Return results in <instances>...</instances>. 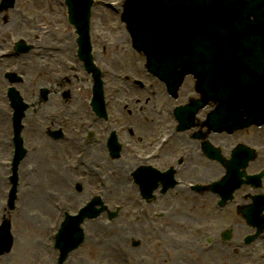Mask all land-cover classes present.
<instances>
[{
  "label": "rangeland",
  "instance_id": "1",
  "mask_svg": "<svg viewBox=\"0 0 264 264\" xmlns=\"http://www.w3.org/2000/svg\"><path fill=\"white\" fill-rule=\"evenodd\" d=\"M63 0H50L51 5H53V9L55 11L50 13L49 8L45 5L44 0H16L15 8L16 10H20L22 14L31 13L34 14L35 10H38V8H43L48 10V14L43 16H38L37 20V26L40 27H49L52 30V35L54 33H61L64 29H67V22L64 14V7H63ZM114 1V0H107ZM106 5H102L100 9L99 14H94L93 20L96 24L97 32L101 35L102 40H108L109 42H116L117 40H121L119 36V32L116 31L115 27H118L117 25V14ZM13 10V9H12ZM9 10L6 13L10 18H15L17 20L20 19V16L18 13H15ZM29 18H31L30 15H28ZM2 23V22H1ZM5 24V23H4ZM8 24V22L6 23ZM31 24V23H30ZM30 24L28 26L30 27ZM51 24H55L59 29L56 30L53 27H51ZM3 26V25H2ZM9 27V26H7ZM4 29V36L6 34L5 28ZM63 29V30H62ZM24 30L28 32V29H21V35L25 36ZM68 30H70L69 33H72V28L68 26ZM18 30H15L14 33H16ZM55 37V36H53ZM71 40V39H70ZM102 40L96 39L93 42L96 45H101L98 47L100 50L102 48ZM123 42V40H121ZM119 46H123L124 50L122 48H115L113 49V46H110V48H106L105 55L101 57L102 60L107 61L109 67L111 68L112 73H116L121 71L120 69L122 67L129 68L130 65L132 66L130 71L131 73L138 75L140 74V62L141 58H138L137 55L131 50V48L128 47L127 44H118ZM106 46H108V42H106ZM109 49V50H108ZM125 51V52H124ZM118 68V69H117ZM41 70V69H39ZM41 72H38L37 86H42L45 83H47V78L42 81L41 76L44 78V72L41 70ZM116 71V72H115ZM128 72V71H127ZM29 78L31 82L33 81V76L29 75ZM27 86L29 84V80L25 81ZM34 82V81H33ZM23 96H25L26 100L29 99L28 95L22 90ZM84 93H81L83 95ZM145 94V93H144ZM80 98V97H79ZM78 98V103H79ZM82 103H84L82 101ZM63 104V103H62ZM31 107V106H30ZM156 116V114L154 115ZM136 125V129L138 131L139 140L142 138H146L145 134H148L149 136H152V134L155 132V129H151L148 133H143V126H142V120H131ZM48 124V123H47ZM144 125V123H143ZM56 126V124H55ZM32 130V129H31ZM44 136V135H43ZM264 136V134H263ZM46 141V139H44ZM34 151H37L38 158L33 160L30 157H28V162L26 163V169L28 170V164L30 162H35L37 165V170L33 173L30 177H24L23 179L25 181H22L19 186V199L17 200V206L18 210L14 211L11 215V223H12V231L15 235V244L10 254L4 255L0 257V264H34L37 259H44L47 260V263L50 264H56L54 262V256L48 250L46 249L49 244V236L46 237L47 233V227L51 223L54 208L52 207V212L49 214V220H46L45 212L44 214H41L38 212V210H41L40 206L36 205V200L34 199L35 194L42 193L44 191L48 192L49 189H45L46 184L49 185V188L53 190V192L57 193V197H63L64 194L66 195L67 199L70 200V193L67 192L64 189L58 188V186L55 185L53 180H51V174L56 178V182L59 178L62 177L63 173L60 172V166L57 165L61 163V161H57V163L53 160V158H48V154L45 153V151L40 150L41 147ZM52 169H55L56 172H53ZM60 172V173H59ZM34 181H39L40 184H42V189H40V186L37 189H34L32 185H34ZM127 182V180L125 181ZM51 184V186H50ZM127 186V183H126ZM51 190H49L50 194ZM74 193V192H73ZM3 190L0 191V201L3 199ZM116 196V195H115ZM112 198V200H115ZM51 198V197H50ZM53 199V198H52ZM80 200H76L74 198L73 200V206L78 205ZM1 214V211H0ZM43 215V217L40 216ZM134 215V214H133ZM129 220V227L132 232L131 237H128V229L126 227ZM89 222V221H85ZM83 223V225L85 224ZM96 224H94V221L90 223V225L85 230L86 233V239L85 243L82 245L81 248L74 251L72 255L68 258L67 262L64 264H125L128 258H130L132 255L139 254L138 252H132L130 248V239L139 237L143 239V242L145 239L148 241H153V239H156L157 236L155 234V231L151 228L149 232V239L147 236V233L144 229H142L143 234L138 235L136 229L133 228V224H131V219L125 216H121L115 221L108 222L106 221L105 214H102V216L96 220ZM124 222V223H123ZM141 230V229H140ZM138 230V231H140ZM143 235V236H142ZM128 241V243H127ZM40 242L43 243V247L40 248ZM174 246L176 244L174 243ZM49 248V247H48ZM163 249V248H162ZM119 253L121 257H117L112 255ZM186 254V257L188 256V252L184 251ZM140 255V254H139ZM177 256H180V254H177ZM184 257V256H181ZM189 257V256H188ZM187 257V258H188ZM192 257H195L194 255ZM54 259V260H53ZM203 259H210V256H204L203 254H198V263L197 264H204ZM81 260V261H80ZM166 260L168 258L166 257ZM190 262L191 259L188 258ZM169 261V260H168ZM173 264V263H171Z\"/></svg>",
  "mask_w": 264,
  "mask_h": 264
},
{
  "label": "water",
  "instance_id": "2",
  "mask_svg": "<svg viewBox=\"0 0 264 264\" xmlns=\"http://www.w3.org/2000/svg\"><path fill=\"white\" fill-rule=\"evenodd\" d=\"M84 1L85 0H67L71 21L76 22L80 19L79 16H82V7ZM257 7L258 8H254L251 12L254 17H257L261 9L264 12V7ZM260 18L264 21V16H261ZM221 19L226 27L230 28L231 30L233 29L234 31H236L237 27L241 24L240 13L235 12L232 9L222 11ZM77 27L81 29L79 23H77ZM129 29L132 34H134L133 37L135 46L140 47V49L143 48L146 53L148 52L150 57L152 56L154 58L156 65L165 68L172 64L171 67H173L174 63H171V56L169 54L172 56L176 54L178 61L176 62L175 68L178 66L180 67V70L178 71L180 74L188 70L187 65L186 67H183L188 61L186 60L188 57V52L186 51L185 45V42L187 41L186 37L180 33V29L172 21L164 16L158 4L153 3L150 5H137L132 12ZM247 29L253 34V37H255V41L252 42L250 46H242L240 43L236 44L235 46L229 44L227 47H224L217 55L219 57H228L234 55L235 58L230 59L236 63V66L239 70L238 77H240V79L248 76L246 73L241 71L244 68H250L253 71L256 70V66H252L253 59L250 51L251 49L257 50L260 46V43L264 42V28L259 30L254 23H250L247 26ZM144 36L149 40L150 43L146 42L147 39ZM181 50L183 51L182 53L180 52ZM158 73L162 74L161 71H158ZM173 73L175 74L176 70L169 72V74ZM261 82H264V75H250L249 89L254 90L255 87ZM231 105L235 107V110H244L246 107V103L244 102L237 104L231 103ZM258 107L261 109L262 113L261 115L258 114V116L255 117V120L257 122H264V89L263 94L258 100ZM65 227L66 226H64V228L60 231L58 238L61 249L65 246V244H67V242L64 241V237L67 234H69V236H66L65 239L70 242L73 241L74 237L76 236L75 234H71V229H66ZM8 248L9 233L8 222L6 221L0 229V253L7 251Z\"/></svg>",
  "mask_w": 264,
  "mask_h": 264
},
{
  "label": "bare ground",
  "instance_id": "3",
  "mask_svg": "<svg viewBox=\"0 0 264 264\" xmlns=\"http://www.w3.org/2000/svg\"><path fill=\"white\" fill-rule=\"evenodd\" d=\"M96 12H97V14H99L100 13V6H98V8H96ZM117 46V45H116ZM55 80V79H54ZM53 80V81H54ZM91 84H92V81L90 82ZM47 87H49V86H47ZM54 89H56V87L54 86ZM53 89V90H54ZM71 92H75L77 95H79V94H81V91H72V89L70 90ZM73 93H72V97H73ZM75 96V95H74ZM120 99V100H119ZM118 103L120 104V103H123V104H125V101H126V99H123V98H121V97H118ZM32 104L33 105H38V103H37V101L35 100V99H33L32 101ZM115 103H116V101H115ZM139 107H142V105H139ZM144 109V108H143ZM147 113V112H146ZM147 116H148V118L150 119V120H153L149 115H148V113H147ZM4 122L5 121H3V118H1V116H0V130L1 131H4L5 130V126H4ZM158 122H160V123H164V122H167V117L166 116H164L162 119H159L158 120ZM90 154H91V152H90ZM122 182V181H121ZM122 185V184H121ZM78 196H80V194L78 195ZM34 199L36 200V205L37 206H40L41 207V210H40V212H45V214L47 213V212H49L50 210H51V204H50V200H49V198H48V195L45 193H39L38 195L37 194H35V197H34ZM52 211V210H51ZM234 221H236V222H240L241 224L240 225H242V222H241V219H239V218H237V219H234ZM42 245H43V243L42 242H40V245H39V247L40 248H42ZM120 254L119 253H117L116 254V256H119Z\"/></svg>",
  "mask_w": 264,
  "mask_h": 264
},
{
  "label": "flooded vegetation",
  "instance_id": "4",
  "mask_svg": "<svg viewBox=\"0 0 264 264\" xmlns=\"http://www.w3.org/2000/svg\"><path fill=\"white\" fill-rule=\"evenodd\" d=\"M12 66L15 67V69H20V64L18 63V61L16 59H14L12 61ZM242 138H244L246 141H253L257 138H261V136L249 135V136H245ZM263 156H264V154H263ZM263 166H264V159L258 161L256 163V165L254 166L253 170L257 171V170L261 169ZM212 172H214V169H212Z\"/></svg>",
  "mask_w": 264,
  "mask_h": 264
}]
</instances>
